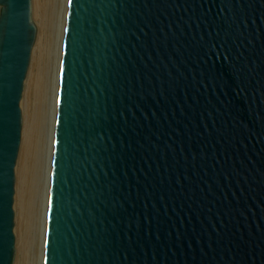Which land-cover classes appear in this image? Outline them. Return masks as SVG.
Wrapping results in <instances>:
<instances>
[{
  "label": "water",
  "instance_id": "95a60500",
  "mask_svg": "<svg viewBox=\"0 0 264 264\" xmlns=\"http://www.w3.org/2000/svg\"><path fill=\"white\" fill-rule=\"evenodd\" d=\"M64 26L42 264H264V0H68ZM36 34L0 0V264Z\"/></svg>",
  "mask_w": 264,
  "mask_h": 264
},
{
  "label": "rangeland",
  "instance_id": "374dc122",
  "mask_svg": "<svg viewBox=\"0 0 264 264\" xmlns=\"http://www.w3.org/2000/svg\"><path fill=\"white\" fill-rule=\"evenodd\" d=\"M41 1L42 3H44L46 14L49 15L48 16L49 18L53 17L52 20L53 21L55 20V22L52 30L50 28L49 30L44 31L45 32L43 34L44 42L42 45L43 58L42 57L40 58V61L41 60L42 61L40 62L39 71H38L39 74L37 76L36 82L32 87H30L29 74L31 73L32 64L34 58L36 57L34 50L36 49V44L38 41L39 31H40L39 22L38 20H36V17L34 15L35 14L34 5H33L34 0H31L32 2L31 20L33 21L34 25L37 28V34L34 42L35 44L33 45L32 53L30 57V63H29L27 75L24 81L22 98L20 101V108L22 113V133H21V144H20L19 154L15 167L16 168L15 194H14V204H13V210H14L13 232L15 236V256H14L13 264H16V262L19 260L21 261L20 262L21 264H42V256H43L42 250H43L44 222H45V211H46L45 201L47 198V191H48V187L47 190L45 189L47 185L46 170L48 166V161L51 157V150H49V146L52 144L50 137H51V133L53 134L52 124H54L55 101H56V93H57V90L56 93H54L55 85H56L55 80L57 77L59 78V64H60L59 62H60V54H61V46H62L61 27H64L61 23L62 21L61 12L65 0H41ZM53 11H54V15H53ZM31 102L35 113V121L33 126L36 127L34 128L35 130L33 129V132H30V134L28 135V133H26V123H27L29 107ZM42 113H45L44 122L42 121L40 122V118L42 117L41 115H43ZM40 123L42 124V126L40 125ZM24 139L30 141L29 143L31 144L30 146L32 149L33 158L32 161L29 163V171L27 173L28 181H26L25 185H22V183H20V174L19 171H17L18 170L17 167L19 165V159H20ZM37 154L39 155V157L36 156ZM37 160L38 163L40 162V178H39L38 196L37 198H35V189L33 190L34 188L33 176H35L34 174L35 169L37 168L38 165ZM49 165H50V161H49ZM21 178H22V174H21ZM24 186L26 188L25 194L26 197L28 198L29 204H28V210L26 214L23 216L20 211V205L18 203L19 202L18 199H19L20 188L21 189L23 188L22 190L24 191ZM21 219H23L24 224L27 228L26 230L27 234H25V238H24L25 240L24 243L26 246V247L24 246L25 247L24 252H20L19 249L20 237H21L19 231L20 230L19 223Z\"/></svg>",
  "mask_w": 264,
  "mask_h": 264
},
{
  "label": "bare ground",
  "instance_id": "6f19581e",
  "mask_svg": "<svg viewBox=\"0 0 264 264\" xmlns=\"http://www.w3.org/2000/svg\"><path fill=\"white\" fill-rule=\"evenodd\" d=\"M67 3H68V0H65L64 1V6L62 7V12H61L62 13V15H61V18H62L61 23H62L63 26H64V23H65V17H66L65 14H66V11H67ZM33 5H34V12H35L34 15L36 17V20H38V22H39L40 31H39L38 41H37V44H36V49L34 50L36 57L34 58V61H33V64H32V69H31V73L29 74L30 75V78H29L30 87H32L34 85V83L36 82L37 76L39 74V72H38L39 71V66H40V62L42 61V60L40 61V58L42 57V45H43V42H44L43 41V37H44L43 34L45 33L44 31L45 30H49L50 28L52 30V28L54 26V22H55V20L54 21L52 20L53 17L52 18H49L48 17L49 15L46 14V11H45V8H44V3H42L41 0H34V4ZM31 8H32V4H31ZM31 14H32V9H31ZM53 15H54V11H53ZM53 15H51V16H53ZM64 15H65V17H64ZM64 27H61V29H62V40H63V34H64ZM42 69H43V67H42ZM39 78H40V75H39ZM57 79H59V78L57 77L56 80H55L56 85H55L54 93H56V90H57L56 87H58V85H57L58 84V80ZM42 114L43 115H41L42 117L40 118V122L41 121L44 122V118H45L44 117V114L45 113H42ZM34 121H35V113H34L33 106H32V102H31L30 107H29V113H28L27 123H26V133H28V135L30 134V132H33V129L36 127V126L35 127L33 126ZM40 125L42 126L41 123H40ZM52 132H53V130H52ZM50 140L52 141V133H51ZM23 142L24 143H23V147H22V151H21V155H20L19 165L17 167L18 168L17 171H19V174H20V183H22V185H25L26 181H28L27 180V173L29 171V163L32 161V158L33 157H32V149H31V146H30L31 144L29 143L30 141L24 139ZM49 150H51V145L49 146ZM49 150H48V153H49ZM33 151H34V149H33ZM36 156L39 157L38 154ZM49 161H50V159H49ZM49 161H48V166H47V170H46L47 171V175H46V183H47V185H46V188H45L46 190H47V187H48V184H49V172H50ZM37 163H38V160H37ZM15 170H16V168H15ZM21 174H22V178H21ZM34 174H35V176H33L34 181L32 180L33 183H34L33 190L35 189V198H37V196H38V190H39L40 162L38 163L37 168L35 169V173ZM22 189L20 188V193L18 192L19 193V199H18L19 202L18 203L20 205V211H21L22 215L24 216L26 214L27 210H28V204L29 203H28V198L26 197V194H25V190H26L25 186H24V191ZM19 225H20V230L19 231H20V235H21L19 249H20V252H24V249L26 247L25 246V243H24L25 242L24 238H25V234H27L26 233L27 228H26V226L24 224L23 219L20 220ZM20 262L21 261L19 260V261L16 262V264H21Z\"/></svg>",
  "mask_w": 264,
  "mask_h": 264
},
{
  "label": "snow or ice",
  "instance_id": "6c2138e0",
  "mask_svg": "<svg viewBox=\"0 0 264 264\" xmlns=\"http://www.w3.org/2000/svg\"><path fill=\"white\" fill-rule=\"evenodd\" d=\"M69 2H71V0H69Z\"/></svg>",
  "mask_w": 264,
  "mask_h": 264
}]
</instances>
